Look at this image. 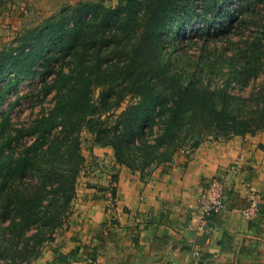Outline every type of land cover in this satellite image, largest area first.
I'll return each mask as SVG.
<instances>
[{"label": "trees", "instance_id": "obj_1", "mask_svg": "<svg viewBox=\"0 0 264 264\" xmlns=\"http://www.w3.org/2000/svg\"><path fill=\"white\" fill-rule=\"evenodd\" d=\"M221 1L85 0L46 17L23 36L28 48L6 70L21 66L16 81L43 73L38 101L52 98L29 124L10 127L8 115L0 124L1 264L38 257L67 218L85 166L84 129L96 143L112 145L117 161L145 174L211 137L264 128V0H239L227 15ZM195 16L207 22L198 54L184 47L176 29ZM216 20L221 21L214 38L225 39L218 48L208 45ZM251 24L255 32L237 38L226 31ZM47 39L53 43L46 66L34 69ZM227 64L234 68L228 73L219 68ZM220 73H227V82L215 87L213 77ZM237 78L244 84L258 79L252 107L234 105L239 97L229 86ZM26 136L29 143L17 150ZM29 175L36 176L31 185Z\"/></svg>", "mask_w": 264, "mask_h": 264}, {"label": "crops", "instance_id": "obj_2", "mask_svg": "<svg viewBox=\"0 0 264 264\" xmlns=\"http://www.w3.org/2000/svg\"><path fill=\"white\" fill-rule=\"evenodd\" d=\"M82 153L65 228L38 257L12 264H264V202L253 218L245 211L248 190L264 196V130L206 140L145 174L89 131ZM224 175V206L202 220L204 187Z\"/></svg>", "mask_w": 264, "mask_h": 264}, {"label": "rangeland", "instance_id": "obj_3", "mask_svg": "<svg viewBox=\"0 0 264 264\" xmlns=\"http://www.w3.org/2000/svg\"><path fill=\"white\" fill-rule=\"evenodd\" d=\"M10 5H7V8L4 7V4L1 3L4 9H0V88L2 90L0 91V97L2 94H4V99L0 103V124L4 122V118L6 115H8L10 119L11 126L10 127H19L22 124H29L31 119L36 117V114L40 111L42 108L41 104L45 103V105L48 107L49 104H51V98L52 96L49 94L46 99L43 102L38 101V99L41 97L40 94L37 93L38 89L41 86L42 80L44 78L43 73L35 74L32 76H25V78H22L21 81H16V75L18 74L19 70L21 69V66H17L13 68L12 70H6L7 68H10L12 66L13 57H18L20 52L27 49L23 41V36L27 35V33H30L31 31H34L36 27L48 16H51L58 11L62 9H66L67 7H71L72 9H75V4L80 1L85 0H6ZM119 0H103L105 4H117ZM239 0H235L231 2V0H222L220 3V9L222 10L224 15H227V11L229 10L231 4L236 5V3ZM259 4V3H258ZM2 7V8H3ZM70 8V9H71ZM221 20H216V23L211 26L209 29V44L211 47H221L225 39H222L221 37H216L214 35V32L217 30V25L220 23ZM264 21V18H263ZM207 22L198 16H195L191 21L184 23L182 22L181 26H178L176 29L180 28V40L183 41V45L190 53H200L201 46L204 45L203 42V31L206 27ZM256 25L251 24L250 29L249 28H241L236 27L235 25H231L228 27L226 31L233 35L235 38L240 37V34L242 32L247 35L251 32H255V29L252 28ZM172 30L173 35H175L177 30ZM252 30V31H251ZM171 36V38H172ZM53 43L52 39H47L45 44L43 45L41 57L34 65V69H42L45 64V54H48L50 49L52 48L51 44ZM172 43V42H171ZM170 43V45H171ZM230 44V43H229ZM7 54L10 56V58H6ZM43 57V58H42ZM204 60V59H203ZM233 67V66H232ZM227 65H221L219 68L225 70L227 73L231 69H234ZM6 70V71H4ZM226 73V74H227ZM226 74H216L215 77H213L212 85L215 87H220L224 85L227 82V76ZM257 80L251 79L248 84H244V82L241 80V78L232 79L229 86V91L234 93L239 97L238 101L235 106L240 105H249L252 107V102L250 99L252 98L253 92L252 90H255L254 88L257 86ZM15 83L14 87L9 90L8 87L10 83ZM251 94V95H250ZM234 102V103H235ZM128 104L127 101L123 103V105L117 110L121 111L126 107ZM245 113H251L253 109H245ZM261 130L255 132L259 133ZM83 131H88L87 129H84ZM82 131V132H83ZM248 132L246 134H234L235 135H250L255 134ZM84 135V134H83ZM2 129L0 125V138L2 137ZM232 137V136H231ZM230 138V137H228ZM221 139H227V138H214L211 137L206 140H221ZM204 140V141H206ZM30 137H24L17 146V150H20L23 148L25 143H29ZM202 141V142H204ZM201 142V143H202ZM6 152L8 151V148L5 147ZM193 151V150H191ZM188 149H180L178 152L175 153L173 160L169 162H164V164L169 163L179 159L180 155H187L191 152ZM127 155V153H126ZM85 158V156H84ZM177 158V159H176ZM86 161V158L84 159ZM156 162V161H155ZM155 162H152L154 164ZM84 167H82L80 174ZM79 174V176H80ZM78 176V177H79ZM36 180L35 175H29L27 177V182H29L28 185H31L30 183H35ZM208 184V183H207ZM206 184V185H207ZM253 191V190H251ZM256 192V191H253ZM260 194L259 192H256ZM261 198V202L259 204L258 211L259 212L262 208V203L264 202V196L262 194L256 196ZM246 198L250 200V196L246 193ZM73 200L69 204L68 208V215L67 218L63 223H61L58 228L56 229L55 233L52 234L51 240L48 241L46 246L42 249L44 250L47 247H51V245L56 241L57 237L60 235L62 230L65 228L68 217L70 213L73 210ZM201 200L202 197H200L199 202V212L201 207ZM49 201V198L47 197L44 200V204H46ZM109 204L110 207L114 204L115 198L110 197L109 198ZM250 205V204H249ZM249 205L246 207L248 208ZM245 208V209H246ZM246 211V210H245ZM258 214V213H257ZM37 225L36 223H33ZM36 228H33L32 230L28 231L26 230L27 235L35 232ZM22 244V243H21ZM1 264V263H0Z\"/></svg>", "mask_w": 264, "mask_h": 264}, {"label": "built area", "instance_id": "obj_4", "mask_svg": "<svg viewBox=\"0 0 264 264\" xmlns=\"http://www.w3.org/2000/svg\"><path fill=\"white\" fill-rule=\"evenodd\" d=\"M228 183V175L222 177H213L208 181V184L204 187V190L201 194V207H200V216L202 220L212 212L220 211L224 206V194L225 189ZM247 194L250 196L249 207L246 208V213L250 217H255L261 202L260 197H256L260 194L253 192L251 190L247 191Z\"/></svg>", "mask_w": 264, "mask_h": 264}]
</instances>
